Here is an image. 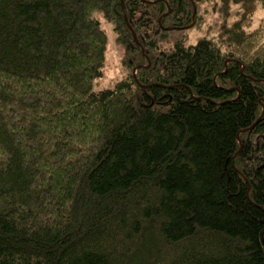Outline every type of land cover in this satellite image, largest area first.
<instances>
[{
    "label": "trees",
    "instance_id": "16d2710c",
    "mask_svg": "<svg viewBox=\"0 0 264 264\" xmlns=\"http://www.w3.org/2000/svg\"><path fill=\"white\" fill-rule=\"evenodd\" d=\"M207 1L0 0V264H264V0Z\"/></svg>",
    "mask_w": 264,
    "mask_h": 264
},
{
    "label": "rangeland",
    "instance_id": "374dc122",
    "mask_svg": "<svg viewBox=\"0 0 264 264\" xmlns=\"http://www.w3.org/2000/svg\"><path fill=\"white\" fill-rule=\"evenodd\" d=\"M235 9L239 10L238 6H233V12ZM231 10V12H232ZM196 14L201 17V20L195 21V25L185 35L186 44H195L201 36L208 38H215V33L221 28V24L225 20L219 11V5L216 0H208L197 9ZM264 14L261 7H257L248 31L257 30L264 39ZM233 20V15L228 19V23ZM102 26L107 35V48L105 53V63L102 70V77L96 79L93 85L95 91L103 89H111L114 85L123 80L127 76V71L122 66L123 50L115 43V34L110 24L102 21Z\"/></svg>",
    "mask_w": 264,
    "mask_h": 264
},
{
    "label": "water",
    "instance_id": "95a60500",
    "mask_svg": "<svg viewBox=\"0 0 264 264\" xmlns=\"http://www.w3.org/2000/svg\"><path fill=\"white\" fill-rule=\"evenodd\" d=\"M121 7H122V11H123V15H124L125 23H127L126 12H125V8H124V6H123L122 1H121ZM126 25H127L128 29L130 30V32L132 33V37H133L135 43H137V41H136V36H135L134 32L132 31V29L130 28V26H129L128 24H126ZM141 88H148V87H144V86H142ZM258 121H259V119L256 121V123H257ZM256 123H255V124H256ZM255 124L252 125L248 130H251V129L255 126ZM239 152H240V150L238 151V153H239Z\"/></svg>",
    "mask_w": 264,
    "mask_h": 264
}]
</instances>
